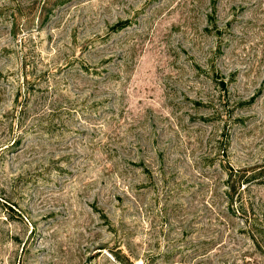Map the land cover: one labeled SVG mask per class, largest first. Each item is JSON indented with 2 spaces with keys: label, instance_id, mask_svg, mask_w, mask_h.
Wrapping results in <instances>:
<instances>
[{
  "label": "rangeland",
  "instance_id": "rangeland-1",
  "mask_svg": "<svg viewBox=\"0 0 264 264\" xmlns=\"http://www.w3.org/2000/svg\"><path fill=\"white\" fill-rule=\"evenodd\" d=\"M0 264H264V0H0Z\"/></svg>",
  "mask_w": 264,
  "mask_h": 264
},
{
  "label": "trees",
  "instance_id": "trees-1",
  "mask_svg": "<svg viewBox=\"0 0 264 264\" xmlns=\"http://www.w3.org/2000/svg\"><path fill=\"white\" fill-rule=\"evenodd\" d=\"M126 25L125 22H119L118 24H116V26H114V29H121ZM219 84H221L222 88H225L224 82L220 81ZM15 144V142H14ZM243 183L248 184V180H244Z\"/></svg>",
  "mask_w": 264,
  "mask_h": 264
}]
</instances>
